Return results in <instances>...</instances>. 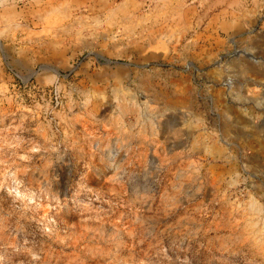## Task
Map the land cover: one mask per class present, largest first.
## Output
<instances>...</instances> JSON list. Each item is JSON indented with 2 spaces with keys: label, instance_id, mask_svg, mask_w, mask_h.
Segmentation results:
<instances>
[{
  "label": "rangeland",
  "instance_id": "obj_1",
  "mask_svg": "<svg viewBox=\"0 0 264 264\" xmlns=\"http://www.w3.org/2000/svg\"><path fill=\"white\" fill-rule=\"evenodd\" d=\"M100 2L0 46V264H264V0Z\"/></svg>",
  "mask_w": 264,
  "mask_h": 264
},
{
  "label": "crops",
  "instance_id": "obj_2",
  "mask_svg": "<svg viewBox=\"0 0 264 264\" xmlns=\"http://www.w3.org/2000/svg\"><path fill=\"white\" fill-rule=\"evenodd\" d=\"M102 5L100 0H0V46H15L12 42L19 41L28 47L66 46L75 29L86 25V17H95L70 14V7L98 9Z\"/></svg>",
  "mask_w": 264,
  "mask_h": 264
},
{
  "label": "built area",
  "instance_id": "obj_3",
  "mask_svg": "<svg viewBox=\"0 0 264 264\" xmlns=\"http://www.w3.org/2000/svg\"><path fill=\"white\" fill-rule=\"evenodd\" d=\"M57 98V97H56Z\"/></svg>",
  "mask_w": 264,
  "mask_h": 264
}]
</instances>
